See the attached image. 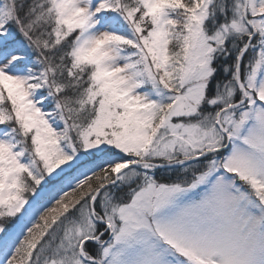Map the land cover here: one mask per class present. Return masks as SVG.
I'll use <instances>...</instances> for the list:
<instances>
[{
	"label": "snow or ice",
	"instance_id": "snow-or-ice-1",
	"mask_svg": "<svg viewBox=\"0 0 264 264\" xmlns=\"http://www.w3.org/2000/svg\"><path fill=\"white\" fill-rule=\"evenodd\" d=\"M0 264H264V0H0Z\"/></svg>",
	"mask_w": 264,
	"mask_h": 264
}]
</instances>
